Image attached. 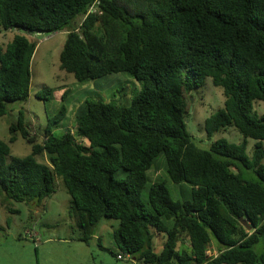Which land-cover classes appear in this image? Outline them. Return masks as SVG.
I'll use <instances>...</instances> for the list:
<instances>
[{"label":"trees","instance_id":"obj_1","mask_svg":"<svg viewBox=\"0 0 264 264\" xmlns=\"http://www.w3.org/2000/svg\"><path fill=\"white\" fill-rule=\"evenodd\" d=\"M10 30L23 34L0 46V117L30 97L38 44L28 34L66 32L60 69L81 85L125 73L142 87L128 106L86 100L74 127L55 135L67 90L42 143L20 111L9 141L0 140L7 200L39 207L61 181L80 241L95 237L105 219L119 222L117 260L264 264V115L255 107L264 103V0H0V33ZM207 78L225 97L205 121L207 137L234 127L241 144L220 138L202 150L188 132L192 91ZM18 131L31 145L24 157L11 153ZM248 139L256 140L251 156ZM160 155L169 179L191 186L190 199H173L157 180L148 184ZM162 235L158 252L154 239Z\"/></svg>","mask_w":264,"mask_h":264},{"label":"rangeland","instance_id":"obj_2","mask_svg":"<svg viewBox=\"0 0 264 264\" xmlns=\"http://www.w3.org/2000/svg\"><path fill=\"white\" fill-rule=\"evenodd\" d=\"M16 34L23 33L17 30L1 32L0 46L6 47ZM27 37L38 44L32 60L30 97L27 102L10 104L9 113L0 117L2 141H9L12 136L10 126L17 122L19 112L23 111L26 121L31 125V133L37 132V142L42 143L43 133L49 121L56 120L54 116L59 114L62 98L67 90L69 94L64 102L67 107L66 117L53 128L55 135H61L63 130L74 127L76 114L86 100L128 106L141 90V83L125 73L104 76L85 85L77 83L73 75L60 69V55L67 39L66 32L28 34ZM45 87L54 88L53 94L46 95ZM192 94L194 102L186 124L198 148L209 150L212 143L220 138L236 144L244 141L243 135L234 127L216 134L212 139L206 135V119L224 108L222 88L214 86L212 79L207 78L205 86L193 90ZM47 98L50 100H46ZM255 107L260 115H264V103L256 102ZM16 137L17 140L10 145L12 155H29L31 145L22 138L19 131ZM247 143L248 154L251 156L256 140L248 139ZM42 160L47 161L46 158ZM156 161V165L148 172V184L157 180L165 184L173 199H190L189 184L177 185L169 179L165 171V156L160 155ZM244 172L246 180H258L251 171ZM146 191H142L144 195ZM73 206L61 181L57 183L56 193L39 207L7 200L0 191V264H136L131 259L117 260L112 254L119 252L112 237L114 229L119 226L116 220H103L97 228V237L87 242L80 241L79 218L71 210ZM33 234L40 239L39 243L34 241ZM164 237L162 235L154 239L158 252L162 249ZM214 245L213 242V247ZM257 250H261V245ZM210 255L216 256L217 253L212 250Z\"/></svg>","mask_w":264,"mask_h":264},{"label":"water","instance_id":"obj_3","mask_svg":"<svg viewBox=\"0 0 264 264\" xmlns=\"http://www.w3.org/2000/svg\"><path fill=\"white\" fill-rule=\"evenodd\" d=\"M193 98H191V103H192V105H191V109H190V111H192V107H193ZM241 222H242V224L244 225V227H246L248 230H251V226H250V224L247 222V221H245L244 219H241Z\"/></svg>","mask_w":264,"mask_h":264},{"label":"built area","instance_id":"obj_4","mask_svg":"<svg viewBox=\"0 0 264 264\" xmlns=\"http://www.w3.org/2000/svg\"><path fill=\"white\" fill-rule=\"evenodd\" d=\"M119 258H121V256H119Z\"/></svg>","mask_w":264,"mask_h":264},{"label":"crops","instance_id":"obj_5","mask_svg":"<svg viewBox=\"0 0 264 264\" xmlns=\"http://www.w3.org/2000/svg\"><path fill=\"white\" fill-rule=\"evenodd\" d=\"M98 235H96V237H97Z\"/></svg>","mask_w":264,"mask_h":264}]
</instances>
